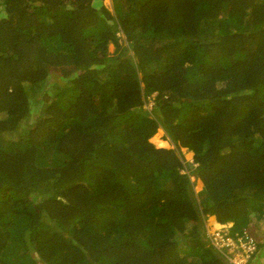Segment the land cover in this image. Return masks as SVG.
Wrapping results in <instances>:
<instances>
[{
    "label": "trees",
    "instance_id": "trees-1",
    "mask_svg": "<svg viewBox=\"0 0 264 264\" xmlns=\"http://www.w3.org/2000/svg\"><path fill=\"white\" fill-rule=\"evenodd\" d=\"M111 1L0 0V264H231L204 226L264 212V0Z\"/></svg>",
    "mask_w": 264,
    "mask_h": 264
},
{
    "label": "rangeland",
    "instance_id": "rangeland-1",
    "mask_svg": "<svg viewBox=\"0 0 264 264\" xmlns=\"http://www.w3.org/2000/svg\"><path fill=\"white\" fill-rule=\"evenodd\" d=\"M100 4L103 7H105L106 9H108L109 11H112V1L111 0H102L101 3L99 1L93 0V5L98 10H99ZM99 12H100V10H99ZM120 34H118V35H120ZM107 51H108L107 54L109 56H112L113 53L115 52L114 45L113 44H109L108 48H107ZM56 76L60 77V75H55V74L51 73L49 75V77H48L50 82H47L46 84L51 86L52 81H55ZM46 87L47 86H45L43 88V86H41V87H39V89H36L34 91L35 93H33V95H30V99L34 100L36 102V104H31L32 106L30 107L29 115H28V117L25 118L26 121L28 122L26 124V126H28L29 124H31L33 122V118L32 117H33V115L37 114L38 108L41 109L42 107L47 105L48 100L50 99V93L49 92H52L54 87L51 86L49 89L46 88ZM46 89H48V91H46ZM151 102H150V104H151ZM32 103H34V102H32ZM150 104H147L148 108L150 107ZM4 116H7V113H1L0 118H3ZM23 124H25V123H23ZM158 130H159L158 135L160 133V136L154 141L155 146L158 147V148L159 147H164L166 149L172 148L173 146L168 142L164 131L161 130V129H158ZM161 139L163 141H161ZM181 153L183 155V159H184L185 162H189L190 164L193 162L192 161V152H189V151H187L185 149H181ZM193 165L195 166L196 164L193 163ZM191 181L194 182V178L192 176H191ZM201 189H202V183H201L200 180L196 179L195 183H194L193 193L196 194ZM256 212H258V211L256 210ZM253 216L252 215L245 216L244 218H242L240 220L239 224L243 228L247 227V229L252 230V232L256 236L257 240L259 241V245L261 243L264 244V212H263L262 217L260 219H257V218H255ZM205 225H206V228L208 230H214L215 228H217L218 223L215 221V217L211 216V217H207ZM228 225H230V224H228ZM177 238L181 239L180 242L183 240V238L181 237L180 234H178ZM263 244L260 247L259 251L257 252V253H260V257H257V259L256 260L254 259L253 261L259 262V263H263L264 262V245ZM206 247H208V246L206 245ZM205 249L206 248H200V249L195 250V251L191 250V251H188L185 255L188 256V261H190L192 263H195L199 259V254H202ZM237 255H240V254H236L235 255L236 258L240 257V256H237Z\"/></svg>",
    "mask_w": 264,
    "mask_h": 264
},
{
    "label": "built area",
    "instance_id": "built-area-1",
    "mask_svg": "<svg viewBox=\"0 0 264 264\" xmlns=\"http://www.w3.org/2000/svg\"><path fill=\"white\" fill-rule=\"evenodd\" d=\"M231 225H218L214 230L206 228L209 244L217 251L225 252L224 258L231 264H247V260L256 250L255 239L246 230L232 234L228 229ZM236 254H240L236 258Z\"/></svg>",
    "mask_w": 264,
    "mask_h": 264
},
{
    "label": "clouds",
    "instance_id": "clouds-1",
    "mask_svg": "<svg viewBox=\"0 0 264 264\" xmlns=\"http://www.w3.org/2000/svg\"><path fill=\"white\" fill-rule=\"evenodd\" d=\"M118 35V34H117ZM168 140V139H167ZM209 217H211V216H209ZM207 220V219H206ZM215 221H216V219H215ZM217 222V221H216ZM218 223V222H217ZM228 224H230L231 226L233 225L232 223H227V224H219L218 223V225H228ZM204 229H205V234H206V225L204 226ZM242 230H246L247 232H249L250 234H251V236L255 239V242H256V252H258L259 251V246H258V240H257V238H256V236L254 235V233L252 232V230H249V229H247V227H245V228H243ZM242 230H240V231H237V232H241ZM207 237V236H206ZM210 245V244H209ZM226 250V249H225ZM226 252H227V250H226ZM225 259V258H224ZM225 262H229L228 260H225ZM248 264V263H247Z\"/></svg>",
    "mask_w": 264,
    "mask_h": 264
},
{
    "label": "bare ground",
    "instance_id": "bare-ground-1",
    "mask_svg": "<svg viewBox=\"0 0 264 264\" xmlns=\"http://www.w3.org/2000/svg\"><path fill=\"white\" fill-rule=\"evenodd\" d=\"M157 131L159 132V130H157ZM156 133H157V132H156ZM153 136H154V135H153ZM153 136H152V137H153ZM152 137H151V138H152ZM151 138H150V139H151ZM150 139H149V141H150ZM155 140H156V139H155ZM161 141H163V140L161 139ZM150 142H151V141H150ZM151 143H152V142H151ZM154 145H155V144H154ZM155 147H156V146H155ZM157 148H158V147H157ZM159 148H164V147H159Z\"/></svg>",
    "mask_w": 264,
    "mask_h": 264
}]
</instances>
